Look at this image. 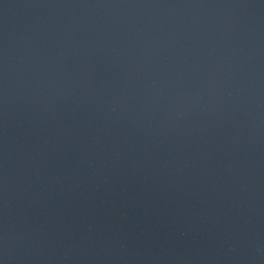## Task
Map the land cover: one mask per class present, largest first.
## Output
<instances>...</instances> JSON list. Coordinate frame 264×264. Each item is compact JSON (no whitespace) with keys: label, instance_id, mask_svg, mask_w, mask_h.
I'll list each match as a JSON object with an SVG mask.
<instances>
[{"label":"water","instance_id":"1","mask_svg":"<svg viewBox=\"0 0 264 264\" xmlns=\"http://www.w3.org/2000/svg\"><path fill=\"white\" fill-rule=\"evenodd\" d=\"M0 264H264V0H0Z\"/></svg>","mask_w":264,"mask_h":264}]
</instances>
